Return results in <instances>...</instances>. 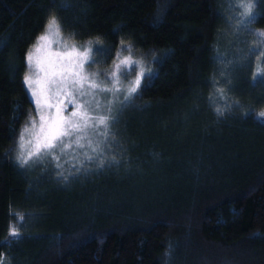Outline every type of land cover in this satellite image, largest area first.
Segmentation results:
<instances>
[{
	"label": "trees",
	"instance_id": "obj_1",
	"mask_svg": "<svg viewBox=\"0 0 264 264\" xmlns=\"http://www.w3.org/2000/svg\"><path fill=\"white\" fill-rule=\"evenodd\" d=\"M49 19L99 41L94 68L126 45L146 69L111 157L57 177L14 159L34 113L26 55ZM256 32L264 0H0V264H264ZM228 49L247 60H217Z\"/></svg>",
	"mask_w": 264,
	"mask_h": 264
},
{
	"label": "rangeland",
	"instance_id": "obj_2",
	"mask_svg": "<svg viewBox=\"0 0 264 264\" xmlns=\"http://www.w3.org/2000/svg\"><path fill=\"white\" fill-rule=\"evenodd\" d=\"M246 1L239 0V5ZM231 34L221 36L228 39ZM255 37L263 49L264 32H256ZM98 42L72 41L49 19L29 49L26 78L34 113L23 124L14 147V159L25 169L45 167L57 177L66 171L85 172L111 157V124L128 106L135 107L130 101L146 69L126 45L118 47L107 73L94 68L91 57L100 48ZM250 48L239 51L245 55ZM217 58L247 60L232 49Z\"/></svg>",
	"mask_w": 264,
	"mask_h": 264
}]
</instances>
